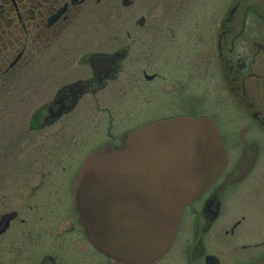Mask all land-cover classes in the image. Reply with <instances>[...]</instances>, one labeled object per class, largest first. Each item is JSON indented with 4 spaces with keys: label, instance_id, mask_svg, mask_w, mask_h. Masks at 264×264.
<instances>
[{
    "label": "flooded vegetation",
    "instance_id": "1",
    "mask_svg": "<svg viewBox=\"0 0 264 264\" xmlns=\"http://www.w3.org/2000/svg\"><path fill=\"white\" fill-rule=\"evenodd\" d=\"M252 1L241 19V0H223L228 8L216 17L209 0H0V127L24 117L48 159L0 157V264H130L87 238L73 206L75 175L92 151L119 148L144 123L203 115L194 104L203 105L215 80L209 42L216 77L230 80L243 114L229 142L240 154L232 159L224 139V170L148 264H264V137L248 132H264V110L246 100L251 78L264 77L256 69L264 18L248 17L259 15ZM66 122L75 129L65 132Z\"/></svg>",
    "mask_w": 264,
    "mask_h": 264
},
{
    "label": "water",
    "instance_id": "2",
    "mask_svg": "<svg viewBox=\"0 0 264 264\" xmlns=\"http://www.w3.org/2000/svg\"><path fill=\"white\" fill-rule=\"evenodd\" d=\"M225 164L211 118L147 123L127 134L118 150L89 155L74 181V206L99 250L124 263L146 264L169 248L183 210Z\"/></svg>",
    "mask_w": 264,
    "mask_h": 264
},
{
    "label": "rangeland",
    "instance_id": "3",
    "mask_svg": "<svg viewBox=\"0 0 264 264\" xmlns=\"http://www.w3.org/2000/svg\"><path fill=\"white\" fill-rule=\"evenodd\" d=\"M241 1H242V5L240 9V16H241L240 18L242 19L243 17H246V15L248 14L245 13L248 4L246 0H241ZM252 5L254 6L256 12L260 16L256 15L255 12H251L248 16L249 18H251V21H258L260 20V17L264 18V0H253ZM209 7H210V17H216L218 15V12L220 11V7L222 8V10L225 8L227 10L228 4L224 3L223 0H209ZM262 30L264 34L263 26H262ZM248 33L250 35H254L256 33V28H252L249 26ZM252 39L253 38H251V40ZM250 42L251 41H248V43ZM208 46L210 49V57H209L210 73L211 76L212 74L213 75L215 74L214 75L215 80L212 79L213 84H211V82L209 84V90H210L209 96L205 98V102L203 103V105L199 106V103H195L194 106L197 105L198 108L200 109L201 114L208 115L214 120L215 124L217 125L220 131L221 136L227 140L228 147L230 146L229 147L230 149L229 151H231L230 155L232 159H234V157L239 156L240 152L239 150L231 146L233 143L229 144V142L233 140L232 131L237 130L239 128V122L237 121V116L240 113L242 114V112L237 107V103H235L236 95L231 90L232 84L229 83L230 80L226 78L223 81L220 75L219 77L218 76L216 77L219 70V66H218L219 59L218 56H216L217 55V53H215L216 51L213 54L211 53V49L213 50L212 42H209ZM248 46L251 45L248 44ZM262 56L264 58V54ZM256 69L263 70L264 63L261 65V67L257 66ZM216 78H218L219 80ZM247 81L249 80L247 79ZM257 84H259V86ZM249 86H251L252 92L250 91ZM247 87L249 88V90L247 89L248 94L246 95L247 102L256 100L259 102L261 109L264 110V77L261 76V78H259L257 76H254L253 78H251L250 83L247 84ZM109 93L104 92L100 96L108 97ZM194 98L195 99L198 98L199 100L201 98L198 96L196 90H194ZM241 110H243L244 113L250 112L248 105H246V102L244 105H242ZM23 111H28V107L23 106V109L18 110V112H23ZM11 112H12L11 110L8 111L9 114ZM15 118H16L15 120L8 121V119H2L1 121V127H0L1 161L3 163H5L6 161H26V157L28 156V153L33 152L35 156L39 155L42 157L40 158L39 161L48 162V159H46L45 155L43 156V154H39V153H43L42 150L44 147V145L41 144V141L43 140L41 135H35V137H33L32 139L29 138L26 135L27 122L25 121L24 117L16 116ZM71 123L72 122H66L65 132H68L71 129L73 130L75 129L69 127ZM254 126H251L249 128L250 130V131L248 130L249 134L252 136L254 135V137H261V136L264 137V132H259L258 130H256L255 128L256 126L255 127ZM29 144H31L33 148H30ZM10 155L12 157H9ZM261 155L263 157V159H261V162H264V151L262 152ZM2 176L4 177L5 175L2 173Z\"/></svg>",
    "mask_w": 264,
    "mask_h": 264
}]
</instances>
